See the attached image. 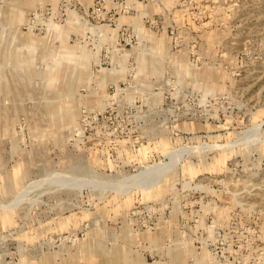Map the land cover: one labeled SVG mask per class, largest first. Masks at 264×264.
I'll list each match as a JSON object with an SVG mask.
<instances>
[{
    "label": "rangeland",
    "instance_id": "obj_1",
    "mask_svg": "<svg viewBox=\"0 0 264 264\" xmlns=\"http://www.w3.org/2000/svg\"><path fill=\"white\" fill-rule=\"evenodd\" d=\"M0 264H264V0H0Z\"/></svg>",
    "mask_w": 264,
    "mask_h": 264
},
{
    "label": "bare ground",
    "instance_id": "obj_2",
    "mask_svg": "<svg viewBox=\"0 0 264 264\" xmlns=\"http://www.w3.org/2000/svg\"><path fill=\"white\" fill-rule=\"evenodd\" d=\"M170 155H172V154H170ZM174 156H175V155H174ZM174 156H171V157H172V159L174 158ZM175 158H176V157H175ZM175 158H174V160H175ZM174 160H173V161H174ZM170 162H171V161H170ZM174 162H175V161H174Z\"/></svg>",
    "mask_w": 264,
    "mask_h": 264
}]
</instances>
